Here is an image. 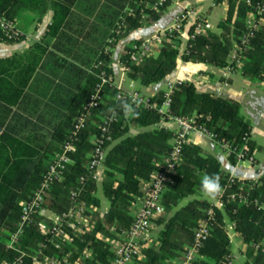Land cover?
I'll return each instance as SVG.
<instances>
[{"label": "trees", "instance_id": "obj_1", "mask_svg": "<svg viewBox=\"0 0 264 264\" xmlns=\"http://www.w3.org/2000/svg\"><path fill=\"white\" fill-rule=\"evenodd\" d=\"M0 0V14L18 22L23 12L32 14V21L40 23L52 10V22L47 27L43 43L48 39H57L56 50L63 43L76 45L80 38L90 42V54L79 59L83 67H69L74 83L67 90V101L61 108L49 107L47 115L40 116L37 123L22 122L20 115L13 117L10 125L4 126L9 111L20 107L26 90L32 85L38 68L48 52L43 43L32 46L35 59H0V103L7 114L0 115V264L11 262L20 256L17 250L8 249L12 232L16 231L22 215V202L28 201L40 187L51 164L63 150L75 120L81 116L88 104L102 70L113 74L111 63L113 49L119 41L132 32L159 21L168 7L176 0ZM222 1V0H220ZM258 0H229L228 17L220 23L219 35L205 33L189 39L182 55L186 62L210 64L226 68L228 57L234 45L246 34V18L255 10ZM159 7L157 12L154 7ZM131 10V11H130ZM95 23H91L90 19ZM91 25V26H90ZM195 27L189 28V37ZM95 34L92 37V34ZM77 36L78 39H73ZM26 35L14 39L5 38L0 32V41L19 42ZM93 39L94 42H91ZM78 41V42H76ZM141 41L134 42L140 43ZM180 40L165 43L156 56L146 59L140 66H132L129 76L132 80L148 87L163 81L178 66ZM94 46L92 47L91 45ZM133 44L126 49L122 58L124 66H130V54ZM90 58V59H87ZM75 59V58H74ZM35 60V61H33ZM244 75L256 80L264 79V26L256 33L251 48L244 53ZM102 62L100 69L96 65ZM62 66H66L62 65ZM51 86L61 85L56 83ZM75 89V90H74ZM59 92V91H58ZM120 92L115 86L105 88L104 102L94 110L88 125L75 142L76 151L72 154L73 163L67 167L62 181L53 183L44 208L52 215H60L69 210L73 192L79 201L85 202L94 211L95 226L91 232L75 238L74 244L66 246L65 252L71 253L72 262L81 258L86 248L92 250V257L84 260L86 264H107L112 257L110 239L117 238L122 229H129L134 221L131 214L138 197L142 195V182L162 169L164 157L172 149L175 134L165 128L156 127L162 122L159 107L164 94L149 98L155 106L136 105V115L121 114L109 128L112 141L107 144L108 153L104 165L105 180L103 193L110 202L107 213H101V200L97 197L99 182L88 179L81 183L80 178L87 174L88 156L95 144L91 135L100 134V122L109 116L107 109L117 102ZM131 102L129 98L121 99ZM170 112L174 116H196L199 124L215 133L221 141H227L239 148L247 147L254 154L255 142L252 141V124L242 115L241 105L234 100L212 93H199L192 82H183L172 95ZM97 125H92V121ZM144 131L131 135V127ZM156 127V128H154ZM19 128V131L17 130ZM153 128V129H151ZM26 130V131H25ZM27 130L30 135H25ZM24 132V134H23ZM235 164V158H229ZM48 163V164H47ZM205 174L220 178L222 191L219 194L222 205L216 206L207 199L200 180ZM122 179L118 180V176ZM231 174L222 169L221 162L213 155L205 153L199 144L190 143L183 149V159L179 170L171 176L162 198L163 214L154 224L162 226L158 238L143 249V257L134 264H173L180 258L187 246L194 241L195 230L201 220L208 218V210H214L213 230L210 238L200 251L202 257L198 264H220L232 252L230 237L225 229L227 222L236 224V232L248 245L264 241V210L255 203L241 204L230 196L238 191L244 181L237 179L230 183ZM245 182H249L246 180ZM221 191V192H222ZM251 200L264 203V178L253 182L244 189ZM193 197V198H192ZM192 198V199H190ZM190 199L187 204L182 202ZM51 221L43 215L25 230L18 248L28 256L23 264H33L32 256L39 243L46 241L43 226ZM49 255H59L60 251L49 246ZM246 264H264V256L256 255L248 249Z\"/></svg>", "mask_w": 264, "mask_h": 264}, {"label": "built area", "instance_id": "obj_2", "mask_svg": "<svg viewBox=\"0 0 264 264\" xmlns=\"http://www.w3.org/2000/svg\"><path fill=\"white\" fill-rule=\"evenodd\" d=\"M167 0H160L162 5ZM255 10L250 12L245 20L247 32L240 41L236 43L228 57V64L225 68L227 74L231 75L237 71H243L245 61L244 53L247 52L252 45V40L256 33L264 26V0H258ZM249 5L252 0H247ZM158 12V5L154 7ZM195 27L194 33L189 39H194L197 35L206 31V19L203 15H197L194 11L187 10L178 14L173 24L167 29L155 34L140 43L132 46L130 54V66H125L126 72H132V66H140L146 59L155 55L165 43H175L180 38L181 32L185 27ZM0 32L7 39L22 37L25 33L21 30L18 22L9 19L0 14ZM188 39V40H189ZM103 63L99 62L96 69H100ZM100 82L97 84L88 104L84 107V111L78 117L73 125L68 140L63 145V150L55 158L53 164L50 165L44 180L40 187L35 191L34 195L28 200L22 202V215L16 231L10 235L8 249L17 250L20 256L11 262H3L2 264H23L24 258L28 256L26 251L18 248L21 238L25 234V230L35 222L36 217L46 216L44 204L47 201L50 189L53 183L62 181L67 167L73 163L72 154L76 151L75 142L78 140L79 134L87 128L88 120L93 116L94 110L98 109L104 102L105 88L107 86H115L120 90L118 96L121 99L129 98L131 102L141 107L156 106L151 104L149 98H143L135 89V85H130V90L118 88L113 74L102 70L98 75ZM183 81H174L168 83L167 92L164 94V101L159 107L162 114V122L172 121L177 124L175 137L172 141L171 151L163 159V167L155 171L148 180V186L145 193L144 201L134 216V221L129 229H122L118 233L117 238L110 239L112 257L107 264H134L137 259L143 257V249L148 243L149 235L155 228V220L162 212V198L166 191L167 184L171 181V176L175 174L183 159V149L186 145L192 143L193 136L197 133L208 136L216 145H218L224 153L230 157H234L236 163L233 164V173L231 174L230 183L234 184L237 179L243 180L244 183L239 186L238 191L234 192L230 198L239 201L241 204L255 203L259 210H264V203H260L258 199L251 200L249 194L244 193L245 188H250L253 182L260 181L264 178V166L251 153L247 147L239 148L227 141H221L217 135L209 131L205 126L199 124L196 116L178 117L170 112L172 95ZM224 86H228V82H224ZM107 116L100 125V134L97 136L94 144V150L91 153L89 162L86 166L87 174L80 178L83 183L88 179L101 182L104 179V165L108 153L107 144L112 141L109 128L113 122ZM249 180V182H245ZM225 193L223 190L220 195ZM72 204L68 211L56 215L51 219L50 225L43 226V233L47 236L46 241L39 243L32 256L33 264H86L84 260L92 257V250L86 248L80 259L72 262L71 253L65 252L66 246L74 244V240L80 235L91 232L95 226L94 211L88 205L79 201L76 192L71 196ZM219 204L222 205L220 199ZM216 205V204H215ZM219 207V205H216ZM107 213V212H106ZM214 210H208V218L200 221L199 226L195 230L194 241L190 246L184 249L181 260L178 264H198L202 257L200 251L205 242L210 238L213 227L211 222L214 220ZM225 229L232 239L239 238L241 241L240 250L234 251L226 258L224 263L220 264H246L249 261L248 249L251 247L256 255L264 256V241L252 243L248 245L243 238L236 232V224L227 222ZM49 246L60 251L59 255H49L46 250Z\"/></svg>", "mask_w": 264, "mask_h": 264}, {"label": "crops", "instance_id": "obj_3", "mask_svg": "<svg viewBox=\"0 0 264 264\" xmlns=\"http://www.w3.org/2000/svg\"><path fill=\"white\" fill-rule=\"evenodd\" d=\"M187 10L194 11L197 15H203L206 19V31L212 34L219 35L221 33L220 23L227 19L229 10V0H176L168 7L164 12L161 19L155 23L146 24L144 27L132 32L127 37L122 38L117 46L113 49L111 68L116 80L118 88L124 90H130V85L133 83L135 89L141 94L143 98H152L158 94H165L168 89V83L174 81L192 82L197 87L199 93H212L217 96H221L227 99L237 101L241 105L242 115L252 124V136L251 139L255 142L254 154L256 158L264 166V79L256 80L244 75L243 71H237L231 75L227 74L225 68H219L210 64L192 63L186 62L182 55L185 51L188 39H189V27H185L180 34V54L178 59L177 68L167 76L163 81L153 84L148 87L142 86L139 82L130 78L129 74L125 70V66L122 63V58L126 54V49L130 47L134 42L144 41L151 38L155 34L170 27L175 17ZM54 13L50 10L43 18L38 22L32 21V14L23 12L18 19V25L25 33L26 38L19 42L0 41V59H18L20 61L35 59L32 46L36 43H43V39L46 35L47 27L52 22ZM93 24L94 19H90ZM91 26V25H90ZM95 34H92L94 37ZM73 39H78L74 35ZM43 45L48 47V52L45 59L42 61V65L37 69L35 79L31 86L26 90V95L22 105L9 111V117L5 120L4 126H8L13 122L15 115H20L22 122L32 121L38 122V118L47 115V109L53 107L59 109L62 106L63 101H67V90L71 89V84L75 80L72 73H69V67H83L79 59H85L94 57L90 54L89 44L85 42L83 38L73 47L67 43H63L61 50L58 51L55 48L57 39H48ZM91 42H94L93 39ZM92 47L94 46L91 45ZM89 52V54H88ZM160 52L157 51L154 56ZM75 58V59H74ZM87 58V59H90ZM23 60V61H24ZM35 61V60H33ZM66 66H62L65 65ZM224 82H228V86H224ZM56 83L57 86L53 87L51 84ZM72 90V89H71ZM75 90V89H74ZM59 91V92H58ZM3 104L0 103V115L7 112L1 108ZM23 117V118H22ZM34 123V124H35ZM92 125H97L96 121H92ZM101 125V122H100ZM98 125V127L100 126ZM156 127L165 128L176 134L177 124L172 121L161 122ZM154 127V128H156ZM153 129V128H151ZM19 131V128L17 129ZM26 131V130H25ZM144 129L136 126L131 127V135H136ZM1 132V129H0ZM32 132L27 130L25 135H30ZM24 134V132H23ZM98 135H91L92 143L95 142ZM192 143L199 144L203 147L205 153L216 157L222 165V169L230 174L233 173V164L224 151L216 145L208 136L197 133L193 136ZM92 153V152H91ZM91 153L88 158H90ZM261 155V157H260ZM263 156V157H262ZM48 164V163H47ZM118 180L122 179V175H119ZM105 180L99 182L100 187L103 189L102 184ZM148 186V180L142 182V195L137 198L134 206L132 207L131 214L133 217L136 215L138 209L142 205L145 197V193ZM204 199L221 206L218 198H211L206 196ZM110 208V202L108 206L103 207V203L100 212L106 213ZM163 214L158 216L159 219ZM46 217L51 221L55 218L50 212L46 211ZM162 230V226H157L152 230L149 235V240L146 246L152 244ZM232 251L238 252L241 247L240 239H232ZM182 256L176 259L173 264H178Z\"/></svg>", "mask_w": 264, "mask_h": 264}, {"label": "clouds", "instance_id": "obj_4", "mask_svg": "<svg viewBox=\"0 0 264 264\" xmlns=\"http://www.w3.org/2000/svg\"><path fill=\"white\" fill-rule=\"evenodd\" d=\"M109 118L116 120L121 114L124 116L136 115L135 102L122 101L117 97V102L107 109ZM201 190L207 196L215 199L222 191L220 178L216 175L205 174L200 180Z\"/></svg>", "mask_w": 264, "mask_h": 264}, {"label": "rangeland", "instance_id": "obj_5", "mask_svg": "<svg viewBox=\"0 0 264 264\" xmlns=\"http://www.w3.org/2000/svg\"><path fill=\"white\" fill-rule=\"evenodd\" d=\"M131 11V10H130ZM260 157H261V155H260ZM263 157V156H262ZM207 195L206 194H202V195H200L199 197H201V198H205ZM97 197L101 200V202L103 203V207H105V206H108L109 205V201H108V199H106V197L104 196V193H103V189L100 187V189H99V191H98V193H97ZM193 198V197H192ZM192 198H190V199H192ZM190 199H186V200H184L183 202H182V204H181V206H184L185 204H187L188 203V201L190 200Z\"/></svg>", "mask_w": 264, "mask_h": 264}]
</instances>
